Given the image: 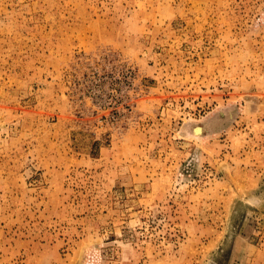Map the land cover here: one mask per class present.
<instances>
[{
	"label": "rangeland",
	"instance_id": "374dc122",
	"mask_svg": "<svg viewBox=\"0 0 264 264\" xmlns=\"http://www.w3.org/2000/svg\"><path fill=\"white\" fill-rule=\"evenodd\" d=\"M0 264H264V0H0Z\"/></svg>",
	"mask_w": 264,
	"mask_h": 264
},
{
	"label": "bare ground",
	"instance_id": "6f19581e",
	"mask_svg": "<svg viewBox=\"0 0 264 264\" xmlns=\"http://www.w3.org/2000/svg\"><path fill=\"white\" fill-rule=\"evenodd\" d=\"M197 131H199V130H197Z\"/></svg>",
	"mask_w": 264,
	"mask_h": 264
}]
</instances>
